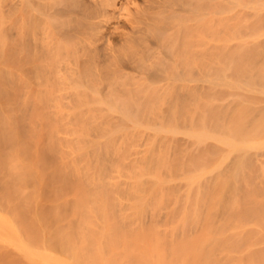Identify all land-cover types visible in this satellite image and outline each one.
<instances>
[{"label": "bare ground", "instance_id": "6f19581e", "mask_svg": "<svg viewBox=\"0 0 264 264\" xmlns=\"http://www.w3.org/2000/svg\"><path fill=\"white\" fill-rule=\"evenodd\" d=\"M249 55L264 64V0H0L3 85L38 109L30 128L36 134L41 127V159L90 192L56 197L47 220L35 190L24 188L27 221L10 200L4 212L0 207V224L75 225L76 241L60 240L72 264H90L92 255L97 264H216V257L256 264L253 253L264 260V189L254 193L244 160L262 156L257 177L264 181V136H257L264 108L244 99L264 97V78L255 84L221 72ZM209 88L243 94L231 104L250 106L243 129L223 117L199 128L170 122L196 111ZM5 104L0 119L10 123L14 113ZM169 139L211 142L223 153L210 166L173 173ZM21 169L37 172L12 155L9 173ZM238 172L247 177L243 200L233 189ZM207 179L218 187L213 196L202 188ZM175 205L176 217L166 220ZM244 213L253 220H242ZM116 224L124 230L116 233Z\"/></svg>", "mask_w": 264, "mask_h": 264}, {"label": "rangeland", "instance_id": "374dc122", "mask_svg": "<svg viewBox=\"0 0 264 264\" xmlns=\"http://www.w3.org/2000/svg\"><path fill=\"white\" fill-rule=\"evenodd\" d=\"M6 57L9 59L7 53ZM247 58H245V62L242 61L238 64L234 62L233 64H229L230 66L228 64L225 65L227 67L222 65L227 70L222 67L224 70L221 68V70H223L221 72L227 71L226 74L229 76L228 79L231 78L237 81L238 78V81H240L245 77L250 83L256 84V82H260V78H264V64L257 66L253 64V62H255V57L252 58L251 55H249V58ZM234 75L239 77H235ZM248 76L251 78L249 79ZM3 81V78L0 76V116L1 107L3 104L6 106V102L9 105L7 107H9L12 111L11 113L14 114H11L10 123H4L0 119V202L2 203L0 207L4 212L6 210L5 204L11 200L19 219L21 221H23V219L27 221L26 206L29 205L30 202H28L29 197L22 194L21 190L24 188L32 192L35 190L36 195L41 200L39 202L40 204L37 206L40 207L42 214L48 220L52 209L49 203L56 197L68 191H72L71 189L77 190V192H85V194L90 192L88 188H85L86 184L84 183V185L80 182L81 180L76 181L60 171L55 161L45 163L41 159L39 153L43 148L40 147L41 145L38 146V144L42 143V135L40 134L42 132L39 130L41 127L37 123L38 133L36 134L33 133L30 128L32 124L36 126V122H34L35 118L33 117L39 115L38 109L26 106L21 98L17 96L18 94H13L12 91H9L7 86L3 85ZM242 96L243 94L236 93L227 88H209L207 93H205L204 101L196 108V111L194 110L183 115H171L170 122L185 127L193 126L199 128L202 126H213L217 120L223 117V122L225 120L233 129L241 130L247 125L245 116H248L252 111L251 109L249 110L250 106L247 103L241 106L239 110H237L238 108H236L235 105L231 108V104L242 103ZM246 98L249 102L259 104L261 108H264V97L249 94L247 97L244 96V99ZM18 101H20V103ZM261 113L264 116V110ZM143 114L144 113L140 112L138 117H142ZM111 122L117 125L120 124L119 119L110 120V123ZM107 126L113 127L109 126V124ZM257 136H264V125L260 128ZM167 141L173 145L171 158L166 162L173 173L177 172L184 174V172L192 169L197 170L201 167L210 166L220 153H223L222 149L211 142L203 143L197 147L191 140L182 141L179 139H169ZM128 144L127 141L122 144L120 147L121 154L126 153ZM12 155H17L21 160L36 166L37 172L34 171L30 174H26L25 171L21 169L19 174L12 176L8 171V162ZM250 157L248 156V158L244 160H246L247 165H249L250 178L253 180L254 184L253 191L254 193H258L264 189V181L257 177L262 156H258L257 159H255L253 153H251ZM116 159L118 161H114ZM116 159L112 160V162H115V165L118 166L117 164L120 163V160L118 158ZM90 162V165H93L92 161ZM109 170L110 169H108V172L110 173ZM244 177L245 174L238 172L236 175V185L233 184V189L236 192L237 198L240 200H243L246 196V189L243 186ZM212 182L213 180L207 179L202 183V188L207 189L208 196H213L218 190V187L213 185ZM178 188L179 185H176L167 192L175 193L178 191ZM70 206L71 204L67 203L65 206L61 207L60 210L65 214ZM173 208L174 212L166 220H171L176 217L178 206L175 205ZM252 216L253 214L246 216L244 213L242 220L251 221L253 220ZM162 220L163 219H161V221ZM62 225L64 224H0V264H57L56 262L58 261H60L61 264H72V259L66 258V255L62 253L60 240L63 241V236L71 240L70 242H75L76 238L75 235L73 237V230L76 229V227L73 224H70L69 227L65 224V227H63L65 231L67 230V233H64L60 232V229L64 230ZM90 229V227H81V231L84 233L91 232ZM121 230H124L122 226L116 224L115 232L119 233ZM103 232L104 228L102 230H100V228L97 229V234L99 233L100 236L103 235H101ZM177 236L179 235L176 234L174 239ZM88 254V258H91L90 255L92 254ZM58 257L61 258V260H58ZM92 258L91 261L93 260V262L89 261V263L97 264V259ZM216 258L218 262L216 264H229L232 262V260L224 261L218 257ZM249 260L256 264H264V260H261L259 253H253ZM129 262V264L134 263L132 259H130ZM243 262L246 264V260ZM82 264L88 263L82 262ZM212 264L215 263L212 262Z\"/></svg>", "mask_w": 264, "mask_h": 264}]
</instances>
